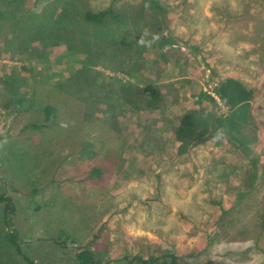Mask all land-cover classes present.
<instances>
[{
  "label": "rangeland",
  "instance_id": "obj_1",
  "mask_svg": "<svg viewBox=\"0 0 264 264\" xmlns=\"http://www.w3.org/2000/svg\"><path fill=\"white\" fill-rule=\"evenodd\" d=\"M106 9L118 19L84 20ZM229 77L255 93L234 143L213 123ZM148 84L162 109L144 108ZM188 111L207 134L180 144ZM1 196L35 264L82 248L102 264H264V0H0ZM5 214L0 264H28Z\"/></svg>",
  "mask_w": 264,
  "mask_h": 264
},
{
  "label": "trees",
  "instance_id": "obj_2",
  "mask_svg": "<svg viewBox=\"0 0 264 264\" xmlns=\"http://www.w3.org/2000/svg\"><path fill=\"white\" fill-rule=\"evenodd\" d=\"M153 4L159 6V3L156 1H153ZM108 19H118L114 10L106 9L99 12L88 11L84 14V20L93 25L102 26ZM138 92L141 97H143L145 109L160 110L164 106L165 101L163 93L155 84H148L139 89ZM214 94L223 104V107L227 109L226 115L220 116L214 120V133L218 136L227 137L232 143L236 140L239 142V135H242L243 131L251 124L252 102L255 98L254 90L248 88L243 81L234 77H229L217 84L214 88ZM217 99L211 97L214 104H218ZM24 102H26L24 99L18 100L16 105L22 106ZM10 104H13V102ZM42 110L44 111L47 120H50V118L54 117L56 114V110L53 106L47 105L43 107ZM32 126L37 127L38 125ZM203 127L204 126L198 120L196 112L188 111L182 116L178 126L174 128L175 138L180 144L196 142L207 134V130ZM0 201L6 203L5 221L9 228V231L6 234V241L15 247L17 253L23 257L26 263L35 264L29 256L23 253L22 242L18 231L13 229V225L11 224L10 215L16 211L13 199L1 196ZM55 241L61 247H67V243H60L57 239ZM98 257L99 255L96 252L86 248L80 249L76 255L79 264H102ZM164 259L163 264H187L184 259L182 260L174 254L164 256ZM168 259H170V261ZM157 261L159 260H145L142 257H135L131 260L130 264H152Z\"/></svg>",
  "mask_w": 264,
  "mask_h": 264
}]
</instances>
